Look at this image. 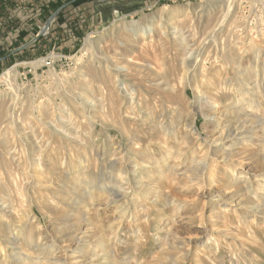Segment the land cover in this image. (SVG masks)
<instances>
[{"label": "rangeland", "instance_id": "rangeland-1", "mask_svg": "<svg viewBox=\"0 0 264 264\" xmlns=\"http://www.w3.org/2000/svg\"><path fill=\"white\" fill-rule=\"evenodd\" d=\"M58 1L64 3L58 11H37L32 27L47 40L58 20L86 16L79 46L54 48L0 72L14 67L11 80L0 81V140L18 146L6 156L14 173L9 185L0 160V180L8 187L0 189V264H264V26L251 36L235 31L231 23L240 10L235 4L227 12L225 0ZM253 19L260 16L249 24ZM89 35L94 45L85 54ZM76 55H84L80 63ZM41 58L44 63L33 65ZM128 59L140 65L132 67L134 77L150 80L153 121L139 126L137 107L123 121L104 100L66 123L68 100L49 90L55 85L50 69L77 77L87 64L69 90L79 109L85 82L87 88L104 82ZM162 95H169L167 105ZM93 96L100 98V91ZM57 99L62 110L47 108ZM238 101L256 104L255 121L243 127L231 113ZM10 103L13 113L5 116ZM45 123L68 132L67 141L49 136ZM222 131L226 140L214 142ZM121 177L124 190L116 187ZM10 207L13 213H4Z\"/></svg>", "mask_w": 264, "mask_h": 264}, {"label": "bare ground", "instance_id": "bare-ground-1", "mask_svg": "<svg viewBox=\"0 0 264 264\" xmlns=\"http://www.w3.org/2000/svg\"><path fill=\"white\" fill-rule=\"evenodd\" d=\"M235 4H237V8L240 10L238 12V14H236V18L234 19V21L231 23V27H234L237 31L239 30L241 33H245L247 30L248 32L247 35L248 36H251L253 35V33H257L256 30H257V27L259 28V26L263 25L264 26V20L262 18L263 14L264 13H261V12H253V11H250L248 12V9H249V6L250 7H253L254 9H256L258 11L259 7H263L264 8V0H250V1H244V0H225L224 1V5L226 8H228V11L227 12H232L234 7H235ZM230 14V13H228ZM257 15L260 16V20H256L253 19V25L252 24H249V20L251 17H257ZM161 17H162V14H161ZM182 20V19H181ZM184 21V20H183ZM252 25V26H251ZM257 25V26H256ZM177 26V25H176ZM250 26V27H249ZM251 27H253V31L252 29H250ZM179 28V26H178ZM238 28V29H237ZM232 29V28H231ZM233 30V29H232ZM179 31V30H177ZM162 33H166V31L164 30ZM230 33V32H229ZM238 34V32H237ZM239 35V34H238ZM236 37V35H234ZM237 38V37H236ZM231 39V38H230ZM245 39H247L245 37ZM244 42V41H243ZM222 44L220 45L221 46V50L223 51L224 49V46L226 45L225 42H221ZM229 43V42H228ZM93 45H94V41L92 39V37L89 35L86 39H85V42H84V45H83V51H85V54L87 53L88 49H92L93 48ZM186 48H184L185 50ZM184 55V54H183ZM210 55V53H209ZM208 55V57H209ZM215 55H217V53H215ZM81 56H84V55H80V56H75L76 57V60L80 63L82 58ZM55 57L54 55H51L49 56V58L51 59V61H53L52 59L55 60ZM187 57V56H186ZM207 57V59H208ZM212 58V57H211ZM217 58L216 56L213 57V62H216L217 61ZM195 60V59H194ZM201 60V59H200ZM219 60V59H218ZM224 65V61L222 59H220ZM90 62L92 61V58L89 60ZM124 61V60H123ZM45 62V58H41L39 60H36L33 63V65L37 66L39 64H42ZM192 62V61H191ZM194 62V61H193ZM139 63H137L135 61V59H132V60H126V63L124 64H116V67L112 68L110 73L108 72L107 73V78L106 80L103 82L102 80H99L98 84L96 86H93V85H90L89 88H87V81L85 82L84 84V88H82L81 90H83V94H81V98L82 100L84 99L83 102H80V107L79 109L76 107V104H77V101H74V98L73 96H71L69 94V90H72L73 89V85L75 84H78V82L81 80V76L84 75L85 72H87V64L86 66L85 65H81L80 68H79V71L78 73L80 75H78L77 77H71V76H66L64 73L62 75H57L53 70L54 69H50V76H51V85H53V83H55L54 85V88H49V90H57V95L56 96H60L62 98V100L66 101L68 100V107H69V110L66 111V115L68 116V119L65 120L66 123H69L73 121V119L76 117V116H79V117H84L86 115V112H87V108H92L93 110H96L97 109V106L99 103H102L104 100L106 101V105L109 107V111L113 113V111H117L118 112V115L120 117H122L123 121H126V118H127V115L128 112L130 113L131 109H136L137 107V112H135V119L134 121L138 123L139 126H143V125H146V124H149L151 123V121H153V109L150 107V102L149 101V98L150 97V91L151 90V86L150 84H148L147 82H149V78L146 79V78H138L137 76L134 77V73H133V69L132 67H136V66H140L138 65ZM142 65V64H141ZM183 66V64H181ZM200 65V64H199ZM206 65V62H204V64L201 65V68L202 69H205V66ZM221 65V66H223ZM150 66V65H149ZM186 66V65H185ZM190 67V66H189ZM182 68V67H181ZM141 69V68H140ZM146 69H150L149 67H146ZM189 71V70H188ZM206 71V70H205ZM14 72V67L10 68L9 70L5 71L1 77H0V81H3V82H9L12 78V74ZM167 72V71H166ZM165 75V74H163ZM180 76V75H179ZM187 76V72H186V69L183 68L182 69V73H181V78H186ZM150 77V76H149ZM165 77V76H164ZM166 78V77H165ZM180 78V77H179ZM167 79V78H166ZM171 79V78H170ZM169 79V80H170ZM181 79V81L183 82V80ZM154 80V79H153ZM177 80V79H176ZM78 81V82H77ZM167 80H165L166 82ZM223 82H225L223 80ZM158 83V82H157ZM168 83V81H167ZM179 83V82H178ZM185 85L182 86V89L181 90V93H186L187 90H186V83L183 82ZM173 85V82L171 83ZM220 84V83H219ZM224 84V83H223ZM189 85V84H188ZM225 85V84H224ZM157 86V85H156ZM174 86V85H173ZM48 87V86H47ZM153 87V86H152ZM180 87V86H179ZM223 87V86H222ZM163 88V87H162ZM174 88H176L174 86ZM213 88V87H212ZM216 88V86H215ZM220 88H221V84H220ZM219 88V89H220ZM171 89V88H170ZM87 90H89V92H87ZM93 90H99L100 91V95L101 97L100 98H96L93 96ZM217 90V89H216ZM222 90H227V87H224L222 88ZM172 91V90H171ZM174 91V90H173ZM254 91V90H253ZM51 92V91H50ZM167 92V91H166ZM56 92H54L55 94ZM153 93V92H152ZM227 93V92H226ZM156 94V93H155ZM13 93L9 92L8 93V98L11 96V98L13 97ZM53 96V95H52ZM153 96V95H152ZM182 96V95H181ZM157 97V96H156ZM160 97V96H159ZM184 97V96H183ZM213 97V96H212ZM215 98V97H214ZM213 98V99H214ZM14 98H12L11 100H13ZM41 99V98H40ZM59 99V98H58ZM53 101L51 103H49L48 107L47 108H52L53 104L54 106H57L58 109H60L62 107L61 105V101L59 100L58 101ZM73 99V100H72ZM102 101H100V100ZM162 101L161 103L163 104H166L167 102H169V95L168 96H163L162 95ZM218 98H216L217 100ZM70 100V102H69ZM40 101V100H39ZM72 101V102H71ZM153 101V100H152ZM217 102V101H216ZM216 102H214L213 105L216 106ZM255 102V101H254ZM253 101L251 103H240L239 101L238 102H235L234 103V107L232 108V114L235 115V118H236V122H240L243 121V123H241V127L244 126V123H248V121L250 122H253L255 121V114L252 113V110L254 109V106L256 105ZM144 103H146L147 105H144ZM172 103V102H171ZM213 103V102H212ZM260 103V102H259ZM11 104H7L6 105V112H5V116H7V112H11L12 111V108H11ZM170 104V103H169ZM46 105V104H45ZM167 105V104H166ZM106 106V107H107ZM39 107V106H37ZM169 107V106H167ZM41 109V106L39 107ZM211 108V106H210ZM38 109V108H37ZM46 109V108H45ZM44 109V110H45ZM47 110V109H46ZM62 110V108H61ZM98 110V109H97ZM106 110V109H105ZM104 110V111H105ZM108 110V109H107ZM230 110V109H229ZM228 110V111H229ZM41 111V110H40ZM174 111V110H173ZM47 113H50V111H46ZM56 112V111H55ZM107 112V111H106ZM13 113V112H11ZM60 113V112H59ZM115 113V112H114ZM230 113V114H231ZM29 114V113H28ZM108 114V113H106ZM94 115V113H93ZM114 115V114H113ZM74 116V117H73ZM87 116V115H86ZM97 116V115H96ZM104 116V115H103ZM107 116V115H106ZM111 116V114H110ZM117 116V115H115ZM132 116V115H131ZM134 116V115H133ZM112 117V116H111ZM108 118V117H107ZM131 118V117H130ZM63 119V118H62ZM114 119V118H113ZM263 120V119H260V121ZM61 121V120H60ZM79 121V120H78ZM77 121V122H78ZM122 121V123H123ZM130 121V120H129ZM259 121V120H258ZM42 122V121H41ZM112 122V121H111ZM115 122V121H114ZM44 123V122H43ZM121 123V122H120ZM126 123V122H125ZM263 123V122H262ZM47 125L46 127V133L51 136L53 135V137H60L61 139H66L67 141V133L68 132H58L56 126L54 125H50L48 123H45ZM53 124V122H52ZM60 124V123H59ZM76 124V122H75ZM79 124V123H78ZM77 124V125H78ZM114 124V123H113ZM117 124V123H116ZM161 124V123H160ZM76 125V126H77ZM134 125V124H133ZM240 125V124H239ZM24 126V125H23ZM137 126V125H136ZM147 126V125H146ZM151 126V125H150ZM78 127V126H77ZM139 128V127H137ZM236 128H240L238 125L236 126ZM20 129H22L23 131H25L26 129L24 127H20ZM70 128H68L67 130H69ZM192 130H197L196 126H192L191 128ZM226 129V128H225ZM228 129V128H227ZM226 129V130H227ZM245 129V128H244ZM66 130V129H65ZM184 130V129H183ZM33 131V130H32ZM31 131V132H32ZM76 131V130H75ZM74 131V132H75ZM225 131V130H224ZM224 131H222V133L220 134V137L217 138L214 142H217V141H224L226 140V134L224 135ZM229 132V130H228ZM227 132V133H228ZM174 133V132H173ZM5 134V133H4ZM36 134V133H35ZM6 136V135H5ZM160 136V135H159ZM230 136V134H229ZM36 137V136H35ZM70 137V136H69ZM70 139V138H68ZM39 140V139H38ZM77 140V139H76ZM22 141V140H21ZM160 141V140H159ZM64 142V141H63ZM74 142V141H73ZM78 142V141H77ZM69 142H67L68 144ZM76 144V143H75ZM160 144V143H159ZM72 145V144H71ZM68 146V145H66ZM76 146V145H74ZM89 146V145H88ZM12 147V146H11ZM72 147V146H71ZM70 147V149H71ZM18 148V146H14L13 149L14 151ZM76 148V147H75ZM12 148H10L8 145H7V138H3L2 140H0V160L2 161V165L6 167V170H7V173H8V182L7 184L9 185L10 184V181H12L11 179V176L13 173L12 171V167L10 165V161H6V156L7 155H10L11 154V150H13ZM69 150V148H68ZM73 150V149H72ZM207 154L209 153V150L206 151ZM16 153V152H15ZM212 153V152H211ZM206 154V155H207ZM215 154V153H214ZM14 155V154H13ZM65 155V154H64ZM264 155V154H263ZM92 156V155H91ZM8 157V156H7ZM206 157V156H205ZM204 157V159H202L203 161L204 160H207L206 158ZM12 158V157H11ZM264 158V157H263ZM205 163V161H204ZM134 164V162H133ZM135 164H137L135 162ZM201 164V163H200ZM138 165V164H137ZM123 166V165H122ZM2 167V166H1ZM143 167H147V166H143ZM194 167V166H193ZM198 168V167H197ZM3 169V167H2ZM203 169V168H202ZM256 173V172H255ZM203 174V173H202ZM5 176V175H4ZM16 176V175H15ZM15 176H14V179H15ZM124 177V175H122ZM2 178V177H1ZM4 178V177H3ZM13 178V177H12ZM11 179V180H10ZM13 179V181H14ZM137 179V178H136ZM141 179V178H140ZM139 179V180H140ZM3 180V179H2ZM6 180V179H5ZM17 180V179H15ZM122 180H124L122 177L121 179L119 180V182L116 183V187L117 186H120V189L123 188L124 190V187L122 186ZM252 182L251 183H255V179H251ZM1 181V180H0ZM4 181V180H3ZM3 181L0 182V189H5L6 190V184L3 183ZM17 182V181H16ZM14 183V182H13ZM249 183V182H248ZM21 184V183H19ZM260 184V183H258ZM14 185V184H13ZM12 185V187H13ZM260 188L262 189L261 192L264 193V183L259 185ZM22 187V186H21ZM8 188V187H7ZM23 188V187H22ZM28 188V187H27ZM115 188V187H114ZM249 188H251V186L249 185ZM20 189V188H19ZM126 189V188H125ZM22 190V189H21ZM23 191V190H22ZM17 192V191H16ZM18 193V192H17ZM23 193H26V192H23ZM125 193V192H124ZM123 193V194H124ZM127 193V192H126ZM259 193V192H258ZM121 195V194H120ZM261 195V193H260ZM264 195V194H263ZM118 196V195H117ZM2 197H4L2 195ZM10 197V196H9ZM122 197V196H121ZM227 197V196H226ZM230 197V196H229ZM6 199V198H5ZM8 200V199H7ZM3 202V201H2ZM14 202V201H13ZM238 203V202H237ZM243 203V202H241ZM2 204V203H1ZM15 204V203H14ZM5 207L6 206H10L8 205L7 201L5 202L4 201V204H3ZM254 205V204H253ZM256 205V204H255ZM260 205V204H259ZM255 207V206H254ZM258 207V206H257ZM16 208V207H15ZM7 209V208H6ZM3 210V209H2ZM15 211V210H14ZM3 212V211H2ZM12 211V208L10 207V210L9 211H5L4 213H10ZM16 212V211H15ZM15 214V213H14ZM12 215V214H11ZM17 216V215H16ZM8 217V216H7ZM13 218V217H12ZM122 218V217H121ZM2 219V218H1ZM21 219V218H20ZM248 219V218H247ZM9 220V219H8ZM213 221V220H212ZM262 223H264V221H261ZM260 222V223H261ZM9 224V223H8ZM9 228V227H8ZM251 229V227H249ZM42 236V235H41ZM62 244V243H61ZM93 257V256H92Z\"/></svg>", "mask_w": 264, "mask_h": 264}, {"label": "crops", "instance_id": "crops-1", "mask_svg": "<svg viewBox=\"0 0 264 264\" xmlns=\"http://www.w3.org/2000/svg\"><path fill=\"white\" fill-rule=\"evenodd\" d=\"M49 1L54 0H0V72L18 61L44 55L54 48L64 51L67 47L76 48L79 46L81 38L88 30L86 16L83 17L84 20L79 21L76 15L70 13L66 18L58 20L60 24L56 23L55 27L57 26V28L54 29V34L51 33L47 40L40 38L39 31L33 29L35 13L37 11L43 13L45 7L49 8ZM78 6L73 5L76 8ZM65 8L67 7L65 6L63 9ZM63 9L61 8L60 11ZM58 10L59 8L55 11ZM56 19L57 17H55ZM47 32L48 30H45L43 34L46 35ZM31 34H34L35 37L29 40ZM25 41L29 47L16 52L14 48L17 43Z\"/></svg>", "mask_w": 264, "mask_h": 264}, {"label": "trees", "instance_id": "trees-1", "mask_svg": "<svg viewBox=\"0 0 264 264\" xmlns=\"http://www.w3.org/2000/svg\"><path fill=\"white\" fill-rule=\"evenodd\" d=\"M78 1H76L75 3H73V5H75ZM51 2L50 1L48 2V7H49L50 10H57L60 6H62L64 4L61 1L60 2L58 1L57 2V0H54V1H51Z\"/></svg>", "mask_w": 264, "mask_h": 264}]
</instances>
